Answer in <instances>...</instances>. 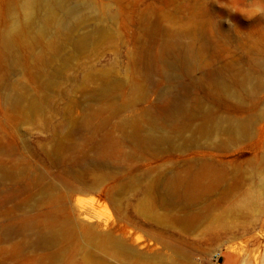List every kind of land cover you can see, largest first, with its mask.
<instances>
[{
	"label": "rangeland",
	"instance_id": "374dc122",
	"mask_svg": "<svg viewBox=\"0 0 264 264\" xmlns=\"http://www.w3.org/2000/svg\"><path fill=\"white\" fill-rule=\"evenodd\" d=\"M15 1L0 0V27L13 26L9 9ZM78 1L70 26L50 24L37 31L26 24L10 53L0 45V146L14 158L25 156L32 166L20 168L18 178L6 187H28L23 194L15 192L13 203L33 205V214L49 211L56 239L52 259L42 250H26L18 261L264 264V0L71 4ZM169 23L171 30L181 32L200 26L217 46L214 55L202 60L203 68L190 66L196 77L211 74L213 85L191 86L190 78L183 77L168 95L172 109L158 102L167 83L161 85L157 76H140L144 56L158 50ZM181 40L190 41L187 36ZM11 92L37 106L33 121L26 120L13 101H6ZM176 103L198 119L181 137H174L171 152L145 153L134 144L118 149L121 132L115 129L104 147L88 144L96 131L104 135L122 119L140 117L146 109L163 117L176 111ZM203 116L210 117L213 134L184 149L183 141ZM233 117L245 124L227 132ZM68 119L84 122L73 129L75 144L48 155L49 138L64 135ZM192 159L226 164L234 180L241 178L242 168L254 172L231 211L215 223L218 228L200 221L195 210L158 203L165 197L166 171ZM28 175L36 178L34 184L27 181ZM20 213L16 209L11 216ZM33 238L26 231L12 242ZM33 256L37 260L29 259Z\"/></svg>",
	"mask_w": 264,
	"mask_h": 264
},
{
	"label": "bare ground",
	"instance_id": "6f19581e",
	"mask_svg": "<svg viewBox=\"0 0 264 264\" xmlns=\"http://www.w3.org/2000/svg\"><path fill=\"white\" fill-rule=\"evenodd\" d=\"M72 1L16 0L9 9L10 18L15 21L13 26L2 25L0 27L2 49L6 53H10L14 49L15 40L26 24L33 26L37 31H44L50 24L70 26L77 8L81 4L78 1L73 5ZM171 28L172 24L169 23L158 50L144 56L143 68L140 73L143 79L157 76L160 78L161 85L167 83L168 87L159 91L158 99L159 103H165L164 107L167 109H170L169 107L172 109V105H174L168 95L183 77L190 78L191 86L213 85L214 80L211 74H209L210 76L196 77L190 66L203 68L202 60L214 55L217 51V46L200 26L184 32L171 30ZM182 36H187L190 41L183 42ZM6 98L7 102H14L15 108L22 112L26 120L33 121L38 114L37 106L32 101L26 100L23 94L11 92ZM175 107L176 111H168L163 117H158L150 109H146L140 117L124 118L104 135L96 131L88 144L100 149L115 129L121 132V138L117 144L118 149L123 148V145L134 144L145 153L159 155L171 152L175 150L174 137H181L183 132L190 130V124L198 119L194 113H186L179 103H176ZM209 118L208 116L200 118V125L191 130L190 137L183 141L184 149L189 144L195 145L200 139L208 138L213 134L214 129L208 126ZM178 120L182 121L181 125H177ZM65 122L69 127L67 132L62 136L52 135L49 138L51 147L48 155L59 153L63 148H69L75 144L73 129L78 125L81 127L84 123L81 120L73 119H68ZM228 123V128L225 130L227 132L234 128L240 129L244 126L245 121L239 117H233L228 120ZM131 126L132 130L127 131ZM9 163L10 165H8ZM28 166L32 169L30 161L25 156L14 158L12 151L0 146V264H11V262L21 264L22 261L18 260L26 250H32V252L42 250L45 252L46 259H52L55 255L50 253L56 247V239L48 221L49 211H45L41 215L33 214L36 211L33 205L13 203L15 192L23 194L27 191L28 187L25 184H19L16 189L6 187L9 181L18 178L20 168H28ZM167 174L168 185L165 197L158 203L168 209L195 210L200 221H208L218 228L221 225L215 223L219 222L221 216L231 211L237 194L251 179L254 172L242 168L241 178L234 180V175L226 164H217L207 159H192V161H185L182 166L166 171ZM27 177V181L34 184L36 178L33 175ZM230 179L233 180V183H230ZM9 204L12 205L9 206ZM16 209L21 213L17 218H13L11 213ZM219 211L220 213L217 214ZM41 217L45 219L44 223H42ZM212 228L214 227L212 226ZM26 231H31L34 234L31 241L12 242L13 239L22 236ZM29 259L37 260L36 256L29 257Z\"/></svg>",
	"mask_w": 264,
	"mask_h": 264
},
{
	"label": "crops",
	"instance_id": "0c3cea01",
	"mask_svg": "<svg viewBox=\"0 0 264 264\" xmlns=\"http://www.w3.org/2000/svg\"><path fill=\"white\" fill-rule=\"evenodd\" d=\"M232 253H233V252H232ZM231 255H233V256L235 255V257H236L237 253H236V254L233 253V254H231Z\"/></svg>",
	"mask_w": 264,
	"mask_h": 264
}]
</instances>
